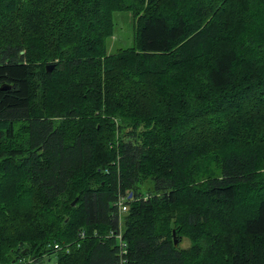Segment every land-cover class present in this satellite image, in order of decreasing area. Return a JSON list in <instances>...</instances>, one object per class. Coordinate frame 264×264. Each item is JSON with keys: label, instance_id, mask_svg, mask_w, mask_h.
<instances>
[{"label": "trees", "instance_id": "16d2710c", "mask_svg": "<svg viewBox=\"0 0 264 264\" xmlns=\"http://www.w3.org/2000/svg\"><path fill=\"white\" fill-rule=\"evenodd\" d=\"M3 84L0 264H264V0H0Z\"/></svg>", "mask_w": 264, "mask_h": 264}, {"label": "rangeland", "instance_id": "374dc122", "mask_svg": "<svg viewBox=\"0 0 264 264\" xmlns=\"http://www.w3.org/2000/svg\"><path fill=\"white\" fill-rule=\"evenodd\" d=\"M139 16H134L130 11L114 12V24H115V33L112 37L109 38L108 42V51L115 52L123 48L132 47L135 45V34L137 30V19ZM149 186L147 183L146 186ZM145 186V182H144ZM119 226L122 227V221H119ZM175 245H180L181 247H187L189 241L187 237L178 236L176 231L172 235ZM56 257L51 256L50 262H55Z\"/></svg>", "mask_w": 264, "mask_h": 264}, {"label": "built area", "instance_id": "2783aa9c", "mask_svg": "<svg viewBox=\"0 0 264 264\" xmlns=\"http://www.w3.org/2000/svg\"><path fill=\"white\" fill-rule=\"evenodd\" d=\"M131 194L128 195V197L126 198V195L125 194H122V193H119L118 196H117V201L115 202L116 206H117V209H118V212L120 214L124 213L126 210H127V202H128V198H131L130 197ZM119 226V225H118ZM112 236L116 237V239L119 241V248H120V256H121V263L122 264H125L127 263V257H126V253H127V243L126 241L124 240L123 238V230H122V227L119 226V229L114 233H111ZM80 236L82 238H84L86 236V233L85 231H82L80 233ZM55 249H59L61 246L58 245V244H55ZM69 246L66 247V249L68 248Z\"/></svg>", "mask_w": 264, "mask_h": 264}, {"label": "water", "instance_id": "95a60500", "mask_svg": "<svg viewBox=\"0 0 264 264\" xmlns=\"http://www.w3.org/2000/svg\"><path fill=\"white\" fill-rule=\"evenodd\" d=\"M53 66L54 65H47L46 66V70L48 71V72H50L52 69H53ZM0 88H2V89H8L9 88V85H7V84H3V85H1L0 86ZM76 203V200H74L73 202H72V204H75ZM174 232H175V230H173V234H174ZM176 244V243H175Z\"/></svg>", "mask_w": 264, "mask_h": 264}]
</instances>
